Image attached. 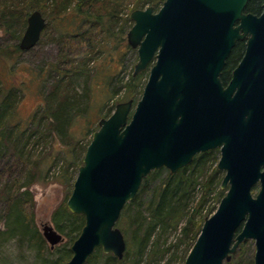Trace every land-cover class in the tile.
<instances>
[{"label": "water", "instance_id": "obj_1", "mask_svg": "<svg viewBox=\"0 0 264 264\" xmlns=\"http://www.w3.org/2000/svg\"><path fill=\"white\" fill-rule=\"evenodd\" d=\"M159 1L157 10L130 11L133 74L151 63L149 74L141 97L117 103L90 137L66 201L85 223L64 264H84L98 247L121 259L126 241L116 223L142 180L216 148L226 192L181 264H222L248 240L253 264H264V2L255 15L245 11L248 0ZM46 23L40 10L29 13L22 51L38 44ZM238 40L245 56L223 85L224 59ZM41 234L51 249L64 241L49 223Z\"/></svg>", "mask_w": 264, "mask_h": 264}, {"label": "trees", "instance_id": "obj_2", "mask_svg": "<svg viewBox=\"0 0 264 264\" xmlns=\"http://www.w3.org/2000/svg\"><path fill=\"white\" fill-rule=\"evenodd\" d=\"M158 3L159 0H0V28L15 41L12 46L0 48V62L7 63L9 57H18L23 52L18 40L31 11L40 10L46 20L49 19L40 39L52 25L62 23L65 19L69 21L58 37L60 52L49 68L48 75H42L44 79H52L50 86H42L39 90L42 101L29 118L20 119L17 114L23 94L21 84H7L0 75V164H3L0 170V238L3 235L17 236L21 241H27L38 251L42 264H64L71 253L70 247L64 248L60 257L50 262L44 260L46 245L34 219L35 201L30 188L43 177L39 165L40 155L34 153L31 145H39L51 136L65 146H70L69 153L72 156L68 162L64 160L66 166H60L58 172V177L68 187V191L51 218L54 228L62 233L64 240L71 246L85 223L83 215L67 210L66 201L73 188L77 169L82 164L84 151L90 143L81 146L79 153H76L79 141L75 140L70 130L78 117L85 118L90 109L89 79L93 75L86 69L87 57L94 60L100 55L108 60L103 65L105 70H116V73L106 75L108 78L104 80L109 95L107 99H111L119 91L114 83L119 82L117 77L124 66L123 54L131 49L126 40V33L132 26L130 11L147 6L156 9ZM246 8L253 13L259 9L258 3L249 4ZM81 48L88 49L84 55L86 58L75 61ZM113 52L117 57L110 60ZM80 76L85 79L78 91L75 81ZM142 78V72L136 75L132 72L129 80L123 84L122 98L117 101L134 100L145 85ZM85 127L81 131L84 134ZM215 155L211 150L196 154L190 164L172 174L164 167L151 171L142 180L136 196L124 205L116 223L126 241L123 257L118 260L107 253L102 264H129L128 258L137 257L149 246L151 253L159 254L157 239L168 230H179L180 236L175 238V246L178 242V245L183 244L185 247L183 256L177 257L181 264L196 241L204 219L212 212L210 210L206 215H200L208 198L221 183L222 173L219 169L213 167L209 172V168L205 169ZM24 176L27 179L22 181ZM217 191L220 192V189ZM245 243L239 245V251L232 254L227 264H253L252 259L240 258ZM102 253L101 248H96L84 264H95L97 258L105 256ZM130 264L139 263L135 258Z\"/></svg>", "mask_w": 264, "mask_h": 264}, {"label": "rangeland", "instance_id": "obj_3", "mask_svg": "<svg viewBox=\"0 0 264 264\" xmlns=\"http://www.w3.org/2000/svg\"><path fill=\"white\" fill-rule=\"evenodd\" d=\"M162 1H159L156 5V10L161 6ZM49 21V19H47ZM69 24L68 19L62 21V23H56L52 25L51 29L45 32V35L41 37L40 42L33 48L28 51H23L18 57L12 56L9 57V61L5 63L4 61L0 62V75L2 79L8 84H18L22 86V97L20 104L18 106V117L21 119L29 118L32 112L36 109V106L42 101V98L39 96V90L43 88H48L52 81L51 78L44 79V76L49 72V68L56 60L57 55L59 54L60 45L58 43V37ZM15 41L7 34L5 31L0 28V48H5L6 46H12ZM79 56L75 57V61L86 58L87 50L81 48ZM85 55V56H84ZM124 66L121 68V73L116 78L119 82L114 83V86L119 88L118 94L107 99L109 95L107 94V89L105 88L104 80L108 78L106 75H111V73H116V70H105L103 65L107 59H103L98 55L94 60H91L87 57L86 69L91 72L93 77L89 79L91 83L90 91V101H89V112L85 116H79L78 120L71 126L70 130L75 136V140L79 141V147L76 150V153H79V148L86 145L90 141V137L93 131L98 128V121L101 117H107L114 110L117 101L123 96V84L129 80L130 74L133 72V66L137 62V51L135 48H131L128 52L123 54ZM112 58L117 57L115 52L112 53ZM108 59L110 57H107ZM108 63V60H107ZM106 63V64H107ZM149 66L144 70L142 81L145 83L147 76L149 74ZM100 69V70H99ZM43 73V74H42ZM48 75V74H47ZM84 76H80L75 83L78 86V91L81 90L83 85ZM115 79V80H116ZM88 81V82H89ZM80 82V83H79ZM122 82V84H121ZM144 86V85H143ZM142 91V90H141ZM139 94V93H138ZM142 95V92L133 100L135 102ZM107 115V116H106ZM86 126V127H85ZM87 128L86 133H82L83 128ZM32 144V143H31ZM34 147V153L39 154V161L42 170V180L35 182L31 185V191L33 194L34 204V219L38 231L41 233V229L45 224H52L54 227V222H52L51 215L57 207L64 201V197L67 190V186L62 183L58 177V172L60 166H66L64 160L67 162L70 160L69 157L72 156L69 153V147L59 142V140L54 137H47L45 141H42L39 145L32 144ZM219 155L216 154L214 159H211L210 162L206 165L205 169H208V172L211 168L216 166ZM77 162V161H76ZM3 164H0V170L2 169ZM208 166V167H207ZM78 170V169H77ZM77 173V172H76ZM222 176L224 172L221 171ZM22 181H25L27 178L24 176ZM220 189V185L218 187ZM216 189L211 197L208 198L206 206L201 212V216H204L208 211L213 213L217 206L218 200L224 195L225 190L218 192ZM253 192H257V186L254 187ZM198 196L200 195L199 190L196 191ZM135 212V211H134ZM3 230V228H2ZM180 236L178 231H166L163 232L158 237V253H151V246L147 247L141 254L137 255L136 260L139 264H179L177 257L183 256L185 247L183 244L177 242L175 246V238ZM156 241V240H155ZM46 250L43 253L45 256V261L50 262L52 259L60 257V252L64 248L70 247L69 243L66 242V239L56 246L53 250L50 249V245L45 242ZM243 250L240 251L241 259H252L255 247L252 240L246 241L243 246ZM239 251V248L237 249ZM236 251V252H237ZM235 252V253H236ZM104 254V253H102ZM105 256H101L96 259L95 264H102L105 260ZM128 258V263L135 259ZM39 253L35 247L30 246L26 241H21L17 236L10 237L8 235H3L0 238V264H42ZM253 260V259H252ZM230 262V261H229ZM228 261L223 262L222 264H227Z\"/></svg>", "mask_w": 264, "mask_h": 264}, {"label": "flooded vegetation", "instance_id": "obj_4", "mask_svg": "<svg viewBox=\"0 0 264 264\" xmlns=\"http://www.w3.org/2000/svg\"><path fill=\"white\" fill-rule=\"evenodd\" d=\"M264 2V0H248L246 5H245V11L246 12H251V11H247V8L246 6L249 5V4H256L258 3V7L259 9L256 11V13H253V14H260L261 11H262V3ZM246 42L245 40H238L235 42V46L228 52V55L225 57L224 59V64H223V68L221 70V80H222V83L223 85H225L229 80H230V76H231V73L236 69V67L238 66L239 62L243 59V57L245 56V51H246V46H245ZM211 151H213V153H216L220 156V149L219 148H216V149H209ZM209 150H206V151H209ZM200 153H205V152H200ZM199 154V153H197ZM196 155V154H195ZM194 155V156H195ZM218 156V157H219ZM220 158V157H219ZM218 158V160H219ZM194 159V157L192 158ZM218 160L216 162V166L215 168L217 167V163H218ZM193 161V160H192ZM191 161V162H192ZM190 162V163H191ZM189 163V164H190ZM217 169V168H216ZM222 179V178H221ZM222 181V180H221ZM257 186V189H258V185ZM255 187V186H254ZM253 187V189H254ZM252 189V190H253ZM222 190V189H221ZM258 191V190H257ZM226 192V191H225ZM225 194V193H224ZM255 194V193H254ZM223 196V195H222Z\"/></svg>", "mask_w": 264, "mask_h": 264}]
</instances>
